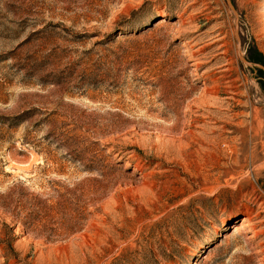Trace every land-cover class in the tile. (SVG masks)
<instances>
[{
    "label": "rangeland",
    "instance_id": "1",
    "mask_svg": "<svg viewBox=\"0 0 264 264\" xmlns=\"http://www.w3.org/2000/svg\"><path fill=\"white\" fill-rule=\"evenodd\" d=\"M260 3L0 0V264H264Z\"/></svg>",
    "mask_w": 264,
    "mask_h": 264
},
{
    "label": "bare ground",
    "instance_id": "2",
    "mask_svg": "<svg viewBox=\"0 0 264 264\" xmlns=\"http://www.w3.org/2000/svg\"><path fill=\"white\" fill-rule=\"evenodd\" d=\"M256 3V2H255ZM263 4L262 3H260V4H257V9H256V14L258 15L257 17L259 18V21H264V20H262L263 19V12H262V9H263ZM160 22H165V20L163 19L162 21H160ZM264 23V22H263ZM263 27H264V25H263ZM262 28V27H261ZM158 132V131H157ZM150 133H152V132H150ZM159 133V132H158ZM152 135V134H151ZM150 135V136H151ZM146 136V135H145ZM154 136V135H153ZM159 136V135H158ZM147 138L148 137H143V138H141V139H139L138 141H136L132 146H135L139 151L138 152H142L144 149H145V146H147L146 145V143H148V141H147ZM150 139V138H149ZM134 147V148H135ZM146 151V150H145ZM140 154V153H139ZM139 156V155H138ZM250 200V199H249ZM252 200V199H251ZM249 209V205H246L245 206V210H248ZM242 228V227H241ZM16 237H18L19 236V233H17V235H15ZM6 237V236H5ZM3 239H4V237H3ZM21 240H26L25 238H23L22 237V239ZM2 241V240H1ZM4 242V241H3ZM19 242V241H18ZM17 245H18V243H17Z\"/></svg>",
    "mask_w": 264,
    "mask_h": 264
},
{
    "label": "trees",
    "instance_id": "3",
    "mask_svg": "<svg viewBox=\"0 0 264 264\" xmlns=\"http://www.w3.org/2000/svg\"><path fill=\"white\" fill-rule=\"evenodd\" d=\"M260 58H257V57H255V59L254 60H259ZM16 234V233H15Z\"/></svg>",
    "mask_w": 264,
    "mask_h": 264
},
{
    "label": "water",
    "instance_id": "4",
    "mask_svg": "<svg viewBox=\"0 0 264 264\" xmlns=\"http://www.w3.org/2000/svg\"><path fill=\"white\" fill-rule=\"evenodd\" d=\"M230 2V1H229ZM231 4V3H230Z\"/></svg>",
    "mask_w": 264,
    "mask_h": 264
}]
</instances>
